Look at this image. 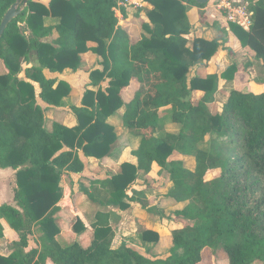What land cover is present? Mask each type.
<instances>
[{"label":"trees","instance_id":"16d2710c","mask_svg":"<svg viewBox=\"0 0 264 264\" xmlns=\"http://www.w3.org/2000/svg\"><path fill=\"white\" fill-rule=\"evenodd\" d=\"M143 1L153 9L135 43L119 24L114 0H28L1 38L0 169L16 172V207L0 204V239L5 221L18 241L10 255H0V264H201L206 250L228 264L264 262V93L233 89L222 110L213 114L209 105L216 102L220 81H234L239 67L232 64L220 75L190 77L196 66L211 62L221 51L232 53L227 47L230 34L264 68V0H244L252 12L247 30L209 22L203 11L202 22L220 36L211 41L194 38L190 46V6L206 5L193 0ZM16 2L0 0V24ZM89 52L101 58V69L89 75L97 90H86L80 106L71 107L76 126H48L38 100L63 107L73 87L47 72H77ZM133 82L140 88L127 103L123 92ZM196 92L202 95L196 97ZM165 108L171 109L169 120L180 129L159 136ZM123 109L122 125L140 139L132 152L137 164L125 162L118 173L82 188L91 204L87 218L93 240L88 247H64L57 240L62 177L84 173L82 155L103 160L122 153L109 119ZM174 154L193 157L195 168L171 160ZM156 169L168 174L175 204H184L168 216L137 196L140 176L153 175ZM217 170L219 177L205 179ZM136 205L182 222L172 232L173 246L165 257L147 258L126 243L115 248L111 208L126 212ZM36 228L41 247L27 251ZM73 228L77 234L87 231L81 218ZM138 240L147 247L157 244L160 236L148 229Z\"/></svg>","mask_w":264,"mask_h":264},{"label":"rangeland","instance_id":"374dc122","mask_svg":"<svg viewBox=\"0 0 264 264\" xmlns=\"http://www.w3.org/2000/svg\"><path fill=\"white\" fill-rule=\"evenodd\" d=\"M43 2H47L48 0H41ZM212 0L206 5L204 9H200L197 7L190 6V19L192 20L194 27L199 25V28H205L208 27L202 22L201 14L203 11L206 12L205 18L209 22L213 21H221L226 24L224 21V18L221 16V13L218 12L215 8H213ZM22 7V6H20ZM195 8V9H194ZM127 9V8H125ZM128 12L130 16L135 17L136 19H141L140 22H137L136 30L141 31L139 34L137 40L139 37L144 33L142 25L145 22V19L141 18V13H143V17L145 18V2L142 0L136 1L134 0V3L131 4L128 7ZM138 9H142L143 11L140 12ZM123 12L126 13L127 11L123 9ZM128 14V13H127ZM121 19V18H120ZM123 21V19H121ZM124 22V21H123ZM193 27V28H194ZM141 28V29H140ZM195 29V28H194ZM213 31H215L213 29ZM216 36H220L215 31ZM190 42L189 46L191 45L193 39V34L186 37ZM236 38V37H235ZM231 47L234 48V50L237 51V54L233 58L229 57V53L225 52L224 56L221 55L219 59V66L221 68H224L225 70L228 68V66L233 63L234 61H237L239 63V72L236 75V79L238 80L237 83L240 82L239 85H233V82L227 83L226 87H222L216 94V102L209 105L210 111L215 114L222 110V104L224 105L228 99V92L231 86V89L237 88V89H250L247 90L248 92H251L255 94V92L258 91L257 86L264 85V68L260 65L259 62L250 61V56H252V53L247 51L240 50V45L236 43L235 41L233 43L229 42ZM231 54V53H230ZM218 56V55H217ZM216 56V57H217ZM215 57V58H216ZM217 59V58H216ZM217 62V60H216ZM249 62H254L253 66H249ZM208 64L201 63V66H206ZM94 66H97V63H95L93 57L88 58V62L86 64L85 69L91 70ZM199 66V65H198ZM197 67V66H196ZM85 69L83 70L81 74V78H79L80 83L77 84L76 89L74 92L71 93L70 97L65 100V105L60 109H52V107H49L46 110V119H47V125L49 126L50 123L53 120H65L67 123L74 113L72 112L71 107L78 105L80 102V99L85 92L84 90L87 87V74L89 72H86ZM195 69V68H194ZM194 69L192 70V73L190 74V77L194 76ZM1 72V68H0ZM86 74V77H85ZM72 75L69 76V79ZM84 77V78H83ZM140 85L136 83H131L130 87L124 90L123 96L127 103L131 102L134 98L136 93L139 91ZM228 95V96H227ZM198 97L197 95H195ZM52 111H51V110ZM125 113V109L118 112L115 116L111 117L109 119V123L113 124V126L116 129V133L118 135V142L117 146L119 148H126V152L124 154V157L122 160H134L132 157V151L136 150L139 145V138H136L134 136H131L128 133V130L122 125V117ZM171 113L170 108H166L160 112V119H161V126L163 128L162 131L158 132L159 136H162L165 132L169 133H178L180 127L178 125H175L170 122L169 115ZM112 122V123H111ZM171 160H178L181 161L185 168L193 170L195 168V159L193 157H187V156H181L179 154H174L171 158ZM87 171L82 174L81 179H77L78 177L72 178V179H66L68 183L71 185H75V183L82 182V180H92V179H104L112 174H116L120 170V166L117 164H114L110 162L109 160L103 161V162H93L88 163ZM4 170L0 169V195L6 196L10 199H8V204L11 203L13 207H16V202L14 200V180L16 183V178L10 177V175L2 174ZM91 172V173H90ZM221 174L220 170L217 171H211L206 175V180L210 181L217 177H219ZM65 180V181H66ZM147 180L148 182H145ZM62 185H64V182H61ZM89 186V183L87 181H84L81 183V185ZM173 184L169 181L168 174L166 172L159 171V169H156L155 174L145 176H140L139 185L136 187L137 190V196H139L141 199L144 196L146 198V201L148 202L150 207H154L160 211L161 214L164 216H168L170 214H173L176 210L181 209L184 204L177 205L175 204V201L171 198L170 193L173 191ZM74 201L78 204L80 202L81 198H84V192L82 190H77ZM144 200V198H143ZM7 204V205H8ZM129 213L123 217V216H116L112 220V226L117 234V239L115 241V248H119L121 244L126 243L129 245V247L133 248L137 252L141 253L143 256L150 258L153 256L158 257H165L170 252L173 243H172V232L175 228H181L183 224L177 222L168 221L165 219H162L160 216H156L154 214H150L146 212V210H143L139 208L137 205L132 206L131 209H129ZM64 228L67 231H72V235L75 237L63 239L62 242L64 243L63 246L67 247L71 245V242L78 241L81 242L82 245L89 244V239H92L91 232H87L86 234H82L80 236H76L74 230V224L78 218H81L83 214L75 209L74 212H72L70 209H64ZM184 224H188L187 222ZM152 228L153 230H156L160 236V240L157 244H150L147 245V247H143L138 240L139 234H141L145 229ZM32 238L30 239L31 246H34L35 244L39 247L41 243V233H39L38 229L36 228L34 230L33 235H31ZM70 243V244H69ZM66 244V245H65ZM68 244V245H67ZM201 264H228L227 261H221L216 258V256L213 255V253L210 250H206L203 256V262ZM254 264H264V262H255Z\"/></svg>","mask_w":264,"mask_h":264},{"label":"crops","instance_id":"0c3cea01","mask_svg":"<svg viewBox=\"0 0 264 264\" xmlns=\"http://www.w3.org/2000/svg\"><path fill=\"white\" fill-rule=\"evenodd\" d=\"M39 1H41V0H39ZM136 1H140V0H136ZM143 1V0H142ZM42 3H45V4H48L49 3V0L47 1V2H43V1H41ZM144 2V1H143ZM153 9V6L152 5H150L149 3H147V2H145V18L143 17V13H141L140 15H141V18L142 19H145V23H150V21H149V19H148V17H147V13H148V11H150V10H152ZM195 9V8H194ZM124 10H126L127 12L126 13H124L123 12V10L121 11V13L120 14H118L117 15V18H118V20H119V24L127 31V33L129 34V36H130V38H131V41H132V43H135L136 41H137V38H138V36H139V34L141 33V31H139V30H136V25H137V22H140V18L139 19H136L135 17H133V16H130L129 15V12H128V8L127 9H125L124 8ZM192 10V9H191ZM191 10L189 11V13H188V17H190V12H191ZM138 11H140V12H142L143 10L142 9H138ZM128 13V14H127ZM123 19V21L121 20V19ZM189 20H190V22H191V24H192V26L194 27V24H193V22H192V20L189 18ZM195 28V29H194ZM193 29H192V34H193V38L195 37V38H204V39H206V40H213V39H215L217 36L215 35V31H213V29L212 28H210V27H205V28H199V25L198 26H196V27H194ZM141 29V28H140ZM236 42V43H238L240 46V50H242V51H249V52H251L249 49H247V48H243L242 46H241V43L237 40V38H235V36H233L232 34H230L229 35V42H231V43H233V42ZM230 45V43L227 45V47L228 48H230L231 49V51H232V53L231 54H229L228 56L229 57H231V58H233L234 56H235V54H237V51L236 50H234V48L233 47H231V46H229ZM226 51H221L219 54H218V56L216 57V58H214L211 62H209V63H206V64H208L207 65V67L206 66H201V65H199V66H197V67H195V69H194V76H192V77H195L196 75H199V76H202V77H206V76H209V75H213V74H222L224 71H225V69L224 68H221L220 66H219V59H220V57H221V55H223L224 56V53H225ZM252 53V52H251ZM89 57H93L94 58V61H95V63H97V66H94L93 68H91V70H90V72H92V71H94V70H97V69H101V66H100V64H99V62L101 61V58L99 57V56H97V55H95V54H93L92 52H89V53H86V54H84L83 55V66H82V69L81 70H79V71H77V72H73V71H71V70H66V71H64L62 74H58V75H51V74H49L48 72H47V76L48 77H57L58 78V80L59 81H65V82H67V83H69L72 87H73V92H74V90L76 89V85L77 84H79L80 83V81H79V78H81L82 76H81V74H82V72H84L83 70L85 69V67H86V64H87V62H88V58ZM225 57V56H224ZM253 57V53H252V56H250L249 57V59H251L250 61H253L254 59L252 58ZM216 60H217V62H216ZM232 64H236L238 67H240L239 66V63L237 62V61H234L233 63H231L230 65H232ZM229 65V66H230ZM228 66V67H229ZM85 71L86 72H89V70H86L85 69ZM90 72L87 74V77H86V74H85V77L87 78V80H88V83H87V87H86V89L84 90L85 92H86V90H97V88H94V87H92L90 84H91V81H90V78H89V75H90ZM192 73V72H191ZM70 75H72L71 77H70V79H69V76ZM191 77V78H192ZM84 78V77H83ZM237 79L235 78V80L234 81H230V82H233L232 83V86L234 85H239L240 84V82L239 83H237ZM133 83H135V82H133ZM227 83H229L228 81H224V80H221L220 81V87H219V90L220 89H222V87H226V85H227ZM137 84V83H136ZM36 88H37V86H36ZM257 88H258V91L257 92H255V94L256 95H258V94H262V93H264V85H259V86H257ZM234 89H237V88H234ZM233 89H231V86H230V89H229V92L228 93H230L231 91H232ZM246 90H250V89H247L246 88ZM84 92V93H85ZM84 93H83V95H84ZM254 93V92H253ZM83 95H82V97H83ZM196 95L198 96V97H200L201 95H202V93L201 92H196ZM229 95V94H228ZM227 95V96H228ZM82 97H81V99H82ZM81 99H80V102H79V104L78 105H75V106H80V104H81ZM38 103H39V105L42 107V108H44L45 109V118H46V110L49 108V107H52V109H60V108H62V107H53V106H49V105H47V104H45V103H43L41 100H38ZM222 106H223V104H222ZM55 109V110H56ZM166 109V108H165ZM51 110V109H50ZM164 110V109H163ZM52 111V110H51ZM120 112V111H119ZM122 119H123V117H122ZM46 121H47V119H46ZM52 122H56V123H59V124H62V125H65V126H67V127H74V126H76L77 125V119H76V117H75V115H74V118H73V115H72V117L70 118V120L66 123L65 122V120H53ZM51 122V123H52ZM112 123V122H111ZM113 125V124H112ZM139 143H140V141H139ZM139 146V145H138ZM118 147V146H117ZM138 149V148H137ZM136 149V150H137ZM126 148H124L123 149V151H122V153L120 154V155H117L116 156V158L115 159H110V158H107V159H103V160H97V159H93V158H86V157H84L83 155H82V159H83V161H84V163H85V165H86V169H85V171H84V173L87 171V168H89L88 167V163H93V162H103V161H105L106 162V160H109L110 162H112V163H114V164H117L118 166H121V164H123V163H125V162H129V163H133V164H137V160H136V158L132 155V157H133V159L134 160H130V161H128V160H122L124 157H126V156H124V154H125V152H126ZM135 151V150H134ZM133 152V151H132ZM131 152V153H132ZM84 173H82V174H84ZM91 173V172H90ZM2 174H5V175H10V177L12 178V177H14V178H16L15 176H16V172L15 171H13L12 169H5L4 170V172L2 173ZM82 174H69V173H67V174H64L63 175V177H62V181L61 182H64V185H62V183H61V186H62V188H63V199H62V201H61V203H60V205H61V207H62V211L57 215V219H58V224H59V227H60V230H61V232H60V234L58 235V237H57V240L59 241V243H61L62 245L64 244L63 242H62V240L63 239H68V238H72V237H75V235L73 236L72 235V231L70 230V231H67L65 228H64V220H63V217H65L64 216V209H70L72 212H74L75 211V209L77 208V210L79 211V213L81 212L82 214H83V216L81 217V219H82V221L84 222V224L86 225V227H87V231H85L83 234H86L87 232H91V234L93 235V231L90 229V222H89V219L87 218V215H89V212H90V210H91V204L88 202V200H87V197H86V195H85V193H84V198H81L80 199V202H78V204L74 201V197H75V194H76V192H78L77 190H82V188H87L88 186H85V184L84 185H81V183H83L84 181H87L88 183H90V181H88V180H82V182L80 183V182H76L75 183V185H71L70 183H68L67 182V180L66 179H72V178H75V177H78L79 175V178H77V179H81V176H82ZM14 180V188H16V183H15V179H13ZM66 180V181H65ZM92 180H94V179H92ZM83 191V190H82ZM84 192V191H83ZM8 197H7V195L6 196H2V195H0V204L1 205H3V204H8ZM10 200V199H9ZM8 205H13V204H11V203H9ZM111 211L113 212V217H112V219H111V223H112V220L116 217V216H118V215H120V216H123V217H125L130 211L128 210V211H126V212H121V211H119V210H117V209H114V208H111ZM2 224H3V226H4V238H2V239H0V255H3V256H8V255H10L11 253H12V244L14 243V242H17L18 241V235H17V233H15L10 227H9V225L5 222V221H2ZM177 224V223H176ZM148 229H151V230H153L152 228H147V229H145V230H148ZM175 229H179V228H175ZM174 229V230H175ZM74 231V230H73ZM115 231V230H114ZM153 231H156V230H153ZM157 232V231H156ZM76 234V236H78V234L77 233H75ZM80 236H82V234H79ZM32 238V236H30L29 237V248L27 249V251H29V250H31V249H40V247L38 246V245H34V246H31V243H30V239ZM90 241H89V244H87V245H82L81 244V242H78V241H73V242H71V244H73V243H79V244H81L83 247H88L89 245H90V243L92 242V240H93V236H92V239L90 238L89 239ZM40 244V243H39ZM70 244V243H69ZM66 245V244H65ZM68 245V244H67ZM47 264H53L51 261H48L47 262Z\"/></svg>","mask_w":264,"mask_h":264},{"label":"built area","instance_id":"2783aa9c","mask_svg":"<svg viewBox=\"0 0 264 264\" xmlns=\"http://www.w3.org/2000/svg\"><path fill=\"white\" fill-rule=\"evenodd\" d=\"M117 7L114 9L116 16L124 8H128L134 0H114ZM213 8L221 13L225 22L236 24L244 29H249L252 25V12L249 3L244 0H212Z\"/></svg>","mask_w":264,"mask_h":264},{"label":"water","instance_id":"95a60500","mask_svg":"<svg viewBox=\"0 0 264 264\" xmlns=\"http://www.w3.org/2000/svg\"><path fill=\"white\" fill-rule=\"evenodd\" d=\"M193 1L197 2L198 4H202V5H207L210 2V0H193ZM27 2L28 0H26L23 6L20 7L21 0H17V2L7 11V13L5 14L0 24V40L3 37L8 26L11 24V22L21 14L23 9L27 5Z\"/></svg>","mask_w":264,"mask_h":264}]
</instances>
